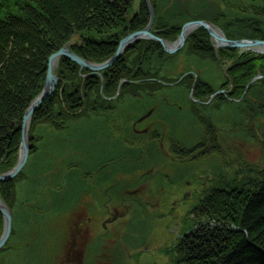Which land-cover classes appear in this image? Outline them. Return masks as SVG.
Segmentation results:
<instances>
[{
  "label": "trees",
  "instance_id": "1",
  "mask_svg": "<svg viewBox=\"0 0 264 264\" xmlns=\"http://www.w3.org/2000/svg\"><path fill=\"white\" fill-rule=\"evenodd\" d=\"M151 1L156 10L153 31L169 40L179 37L186 22L206 18L219 25L231 39H264L263 18L237 22L239 16H233L213 3L218 4V0L208 3V12L187 10L190 8L187 0ZM255 1L258 2L252 0ZM257 10L264 16V6ZM150 18L146 0H0L1 172L17 164L23 115L44 87L49 56L73 41L70 48L78 55L90 61L104 62L115 54L122 38L146 27ZM211 39L209 32L199 27L188 37L184 49L176 54L167 53L158 41L143 39L134 43L112 66L101 71L102 74L87 76L84 75L90 72L89 69H81L76 61L66 56L60 59L56 69L57 88L32 117L28 163L17 177L0 183L1 196L12 207L16 181L25 175L31 162L36 160L34 165L40 168L37 172L31 169L29 177L37 180L36 177L45 174L47 179L46 196L33 210V230L29 227L20 235L23 243L15 245V250L43 255L45 250L40 251V236L60 239L74 234V214L78 210V216L83 214L87 195L97 192L89 178L96 174V160L101 157L99 151H105L110 158L100 165L106 163L105 167L115 171H135V158L139 156L138 161L146 158V154L141 155L134 147H110L105 131L96 130L89 120L90 112L95 110L97 114L118 108L120 101L132 100L129 104H133L135 95L130 97L127 95L130 93L142 96L140 104L132 107L146 110L152 102L147 96L167 88L154 80H144L138 85L125 83L121 96L111 101L101 92L103 77V92L110 97L117 93L124 77L145 79L173 74L169 71L179 67L171 63L185 52L191 60L205 61L213 57L218 61L220 58L223 63H230L222 75L228 76V82L236 86L234 97L237 100L224 113H231L237 120L238 150L245 141H253L252 136L256 138L252 123L258 122L259 133H264L261 121L264 120V77L249 85L254 77L264 75V54L233 47H222L217 51ZM207 68L210 70L211 66ZM183 74L184 71L175 73L178 78ZM97 141L100 142L98 146ZM78 150L84 157L80 164L66 155V152ZM119 150L124 153L122 165H117L113 158ZM238 153V161H249L248 171L243 170L242 176L239 175L244 183L232 193L223 191L204 196L199 220L207 217L219 223L205 224L197 237L179 244L174 254L176 261L182 264H264V168L257 170L246 158V152ZM53 158L52 163L48 161ZM76 200H80L78 206ZM47 213L49 215L45 217ZM85 225L88 227L87 223ZM3 228L4 217L0 212V236ZM13 234L14 229L11 237ZM27 240L30 243H26ZM8 244L10 247V239L2 250L9 248ZM3 263L0 259V264Z\"/></svg>",
  "mask_w": 264,
  "mask_h": 264
},
{
  "label": "flooded vegetation",
  "instance_id": "2",
  "mask_svg": "<svg viewBox=\"0 0 264 264\" xmlns=\"http://www.w3.org/2000/svg\"><path fill=\"white\" fill-rule=\"evenodd\" d=\"M154 23L151 31L160 36L153 31ZM163 38L174 43L179 37L173 41ZM185 45L175 53L165 51L176 54ZM215 47L217 51L222 48L217 44ZM188 57L185 52L178 57L180 60L173 61L171 64L179 68L169 71L173 73L169 76L122 78L117 93L110 97L103 92L105 78H102L101 92L111 101L121 96L125 83L138 85L144 80H154L167 88L147 96L152 102L146 110L132 107L140 104L142 96L130 93L127 94L130 97L135 95L133 104H129L132 100L120 101L118 108L97 114L95 110L90 112L89 120L96 130L105 131L110 147H134L146 158L139 161V156L135 158V171H115L105 167L106 163L101 166L110 158L105 151H99L96 174L89 178L97 192L87 195L85 213L78 216V210L74 214V234L60 239L40 236V251L45 250L43 255L47 257L25 253L24 264H45L61 255L63 259L58 264H124L123 260L134 258L137 264H142L143 253L163 264H175L179 244H186L201 230L200 223H192L200 221L204 196L238 189L237 174L232 168L238 163L239 127L231 113H224L237 100L236 86L228 82V76L207 72V66L212 65L227 72L223 66L228 62L223 63L220 58L200 61ZM180 71L184 74L178 78L175 73ZM88 74L102 72L90 70ZM113 158L120 165L124 153L119 150ZM76 201L78 206L80 200ZM146 222L157 223L160 235L155 236L153 227ZM14 246L11 244L8 249L14 250ZM3 262L8 264L6 260Z\"/></svg>",
  "mask_w": 264,
  "mask_h": 264
},
{
  "label": "rangeland",
  "instance_id": "3",
  "mask_svg": "<svg viewBox=\"0 0 264 264\" xmlns=\"http://www.w3.org/2000/svg\"><path fill=\"white\" fill-rule=\"evenodd\" d=\"M183 1L185 0H181L180 2H183ZM187 1L190 5V8L189 9L187 8V10H190L193 12V10L195 9V11L204 10L208 12L210 10L208 3L213 2L215 0H187ZM213 3L218 5V7L222 8L224 11H229V13L232 14L233 16H236V15L237 17L239 16L240 18L237 19V22L246 21L249 18H252V19L253 18L255 19L263 18L264 20V16H261L263 15L261 11L257 10V7L264 6V2H262L261 0H258V2L255 1V3H253L252 0H218V4L216 2H213ZM205 20H209V19L206 18ZM238 39H243V38H238ZM211 40L213 43L216 44L213 38ZM240 50L244 52L250 51V50H243V49H240ZM208 59H213V57H210ZM229 64L230 63L224 64L223 66L224 70L225 68H228ZM207 70H208L207 71L208 75H214V76L218 75L219 76L223 74L222 72L223 70L222 69L220 70V68L217 66L215 67V65H212L211 69L209 70L208 68ZM261 121H263L262 124H264V120H261ZM249 125L251 126V122H249ZM258 126L259 125H256V127L251 126L253 127L254 133H256V138H253V141H250L249 143L248 141H245L241 145L243 149L241 148L238 151L246 152L248 156V157L246 156V158H249V160H251L250 163L253 164V166L257 170H261L264 168V133L262 132L259 133ZM66 155L69 156V159L73 158L74 160H76L75 163H79V164L81 163L80 161H82L84 158L80 150L76 152L71 151V153L66 152ZM54 159L55 158L48 159V161L49 162L51 161L52 163ZM35 161L31 162L30 165H28L27 169L25 170V175L21 177L18 181H16L15 195H14L15 198H14L12 207H10L6 203L12 209V212H13L14 234L10 238V244L21 245L23 243V240L20 237V235L22 236L24 231L28 230L29 227L31 228V231L33 230L34 221H33L32 214H35L33 210H35V208L39 205V202L43 201V199L46 196L45 194L47 193V179H46L45 174L39 175L38 177H36L37 180L35 179L33 180L32 177H29L31 169L37 172L38 168H40L38 165H36L35 167L34 165ZM245 162L246 163H244L242 160H239L238 163H236V165H233V168H232L233 172L236 171L239 188H240V184L244 183L243 177L241 178L239 177V175L242 176L243 170L244 172H247L249 168L247 166L249 161H245ZM239 170L241 171V174L239 173ZM223 174H225L224 170H223ZM28 203L31 205L29 206ZM70 206L68 208H70ZM48 215L49 214L47 213L45 217ZM204 220L203 221L194 220L192 225H195L198 222L200 223V226L203 227L205 224H208V225L216 224L218 222L216 220H211V219L206 220V221ZM151 226L153 227L152 229L154 230L153 234L155 236L160 235L159 232L157 231V228L159 225L157 223L155 224L153 223ZM7 247H9V244L7 245ZM1 251L2 252H0V257H2V260H6L8 264H24L25 262L24 257H26L25 253H30L28 250H24V249L17 251L15 249L12 250V249L5 248L4 250L1 249ZM132 253L134 252L132 251ZM141 258H142V264H163L162 261L156 260L154 257L149 255L148 253H143ZM62 259H63V255L59 256V258L57 259L48 260V263L45 262V264H58ZM123 262L124 264H137L135 258L134 260H125V261L123 260ZM175 264H182V262L175 261Z\"/></svg>",
  "mask_w": 264,
  "mask_h": 264
},
{
  "label": "water",
  "instance_id": "4",
  "mask_svg": "<svg viewBox=\"0 0 264 264\" xmlns=\"http://www.w3.org/2000/svg\"><path fill=\"white\" fill-rule=\"evenodd\" d=\"M146 2L151 12V18L149 24L145 28L134 31L128 34L127 36H125L124 38H122L115 54L105 62L103 63L91 62L83 58L82 56L78 55L76 52L70 49V45L73 43L72 41H69L65 46L61 47L59 50L53 52L49 56L47 75H46V81L44 87L40 92V94L36 96L29 104L23 115L21 148L19 151V158L17 164L10 170H7L5 172L0 171V183L6 180H12L15 177H17L28 163L30 150H31L29 131L31 128L32 117L34 113L37 111L38 107L41 104H43L54 93L55 89L57 88L59 76L56 73V69L59 66L60 59L63 56H66L71 60L76 61L80 65L81 69L88 68L92 72L99 73L102 70L112 66L122 56L124 51L127 50V48L132 43L141 39L149 38L158 41L163 45L164 49L167 52L175 53L185 45L189 34L198 27H204L205 29H207L211 37L215 40L216 44L219 47H233V48L236 47L243 50H250L259 54H264V39H258V38L231 39L226 36L224 31L221 29V27L215 26L212 22L204 19H198V20L196 19L186 22L182 27V31L177 41L174 43H169L165 38L160 37L151 31V27L156 17V12L151 0H146ZM263 77L264 75L259 74L258 76L254 77L250 83ZM0 212L4 217V230L0 236V250H1L10 239L13 231V212L12 209L2 199L1 194H0ZM234 230L240 231L241 229H234Z\"/></svg>",
  "mask_w": 264,
  "mask_h": 264
},
{
  "label": "bare ground",
  "instance_id": "5",
  "mask_svg": "<svg viewBox=\"0 0 264 264\" xmlns=\"http://www.w3.org/2000/svg\"><path fill=\"white\" fill-rule=\"evenodd\" d=\"M205 220L204 221H206V220H208L209 218H207V217H203ZM200 230V229H199ZM201 232V230L199 231V233Z\"/></svg>",
  "mask_w": 264,
  "mask_h": 264
}]
</instances>
